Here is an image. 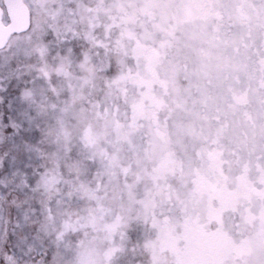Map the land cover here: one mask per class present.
<instances>
[{"label": "rangeland", "instance_id": "obj_1", "mask_svg": "<svg viewBox=\"0 0 264 264\" xmlns=\"http://www.w3.org/2000/svg\"><path fill=\"white\" fill-rule=\"evenodd\" d=\"M24 2L0 264H264V0Z\"/></svg>", "mask_w": 264, "mask_h": 264}, {"label": "water", "instance_id": "obj_2", "mask_svg": "<svg viewBox=\"0 0 264 264\" xmlns=\"http://www.w3.org/2000/svg\"><path fill=\"white\" fill-rule=\"evenodd\" d=\"M8 24L3 23L4 9L0 5V51L14 35L27 32L31 27V12L24 0H3Z\"/></svg>", "mask_w": 264, "mask_h": 264}]
</instances>
